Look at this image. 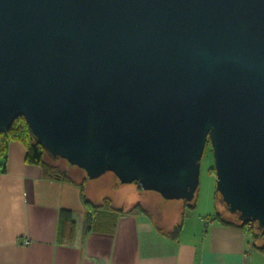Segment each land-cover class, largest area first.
<instances>
[{
    "label": "water",
    "instance_id": "95a60500",
    "mask_svg": "<svg viewBox=\"0 0 264 264\" xmlns=\"http://www.w3.org/2000/svg\"><path fill=\"white\" fill-rule=\"evenodd\" d=\"M191 202L207 142L225 210L264 236V0H0V133Z\"/></svg>",
    "mask_w": 264,
    "mask_h": 264
},
{
    "label": "crops",
    "instance_id": "0c3cea01",
    "mask_svg": "<svg viewBox=\"0 0 264 264\" xmlns=\"http://www.w3.org/2000/svg\"><path fill=\"white\" fill-rule=\"evenodd\" d=\"M25 156L24 145L11 142L6 172H0V264H264L261 242L215 219V193L208 201L197 197L193 210L183 202L170 219L140 204L145 211L120 215L112 234H85L82 188L78 196L70 182L45 178ZM62 209L82 216L81 231L74 218L76 240L69 246L57 243ZM180 222V234L172 239L168 234Z\"/></svg>",
    "mask_w": 264,
    "mask_h": 264
},
{
    "label": "trees",
    "instance_id": "16d2710c",
    "mask_svg": "<svg viewBox=\"0 0 264 264\" xmlns=\"http://www.w3.org/2000/svg\"><path fill=\"white\" fill-rule=\"evenodd\" d=\"M17 141L24 145L26 149L25 162L29 165H36L42 169L43 176L49 179L72 181L69 172L60 168L53 162H59L64 160H52L50 159L43 148L38 145L32 138L28 125L24 118L20 117L14 121L10 130L6 133H0V172H6L7 168V150L11 142ZM206 145H210L208 141ZM48 159L52 161L49 162ZM211 173H215V169L211 168ZM85 179L82 180V198L87 206V211L84 214V233L90 231L113 233L116 229L117 221L120 215L133 213L138 211H145L140 204L135 205L133 208L125 211L124 209H113L111 207V201L109 198H105L99 204L88 201L83 194V185ZM137 184V183H136ZM138 185V184H137ZM139 186V185H138ZM139 188H141L139 186ZM216 201H219V196L215 193ZM197 193L191 202L183 201L188 209H195L196 207ZM221 224L228 226H236L244 229L251 238H259L264 241V236H260L256 226L251 223H243L237 219L236 216H226L222 213L217 212L215 214ZM182 223L180 222L168 235L172 239H177L180 234ZM76 240V222L73 218V213L70 210L62 209L59 213V224L57 232V243L64 246L72 245ZM261 251H264V244L257 246Z\"/></svg>",
    "mask_w": 264,
    "mask_h": 264
},
{
    "label": "rangeland",
    "instance_id": "374dc122",
    "mask_svg": "<svg viewBox=\"0 0 264 264\" xmlns=\"http://www.w3.org/2000/svg\"><path fill=\"white\" fill-rule=\"evenodd\" d=\"M48 161L52 163L50 159H48ZM53 164L69 172L72 181H69L70 183L67 182L71 184L69 185L70 188L78 189V196L82 186L77 185V183L85 179L83 194L87 200L95 204H99L105 198L110 199L113 209H130L137 204H141L149 207L154 214H159L167 219H170L172 214L176 215V213L181 210L183 204L182 200L168 201L155 192L145 191L139 188L136 183L123 184L113 173L108 172L99 178L90 179L83 170L72 167L65 161L53 162ZM214 165L215 160L212 147L211 145H206L200 162L199 187L197 190V197L198 199L200 198L201 201L210 200L215 193L216 175L215 173H211L210 170L214 168ZM81 204L83 203L81 202ZM217 205L220 213L230 216L220 201L217 202ZM74 218L78 225V231H81L82 216L75 213ZM254 241H256L257 244L260 242L264 244V241L261 239L258 240V238H254Z\"/></svg>",
    "mask_w": 264,
    "mask_h": 264
},
{
    "label": "built area",
    "instance_id": "2783aa9c",
    "mask_svg": "<svg viewBox=\"0 0 264 264\" xmlns=\"http://www.w3.org/2000/svg\"><path fill=\"white\" fill-rule=\"evenodd\" d=\"M24 244H29V241L27 239L24 240ZM244 264H247V263H244Z\"/></svg>",
    "mask_w": 264,
    "mask_h": 264
}]
</instances>
